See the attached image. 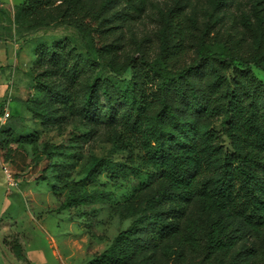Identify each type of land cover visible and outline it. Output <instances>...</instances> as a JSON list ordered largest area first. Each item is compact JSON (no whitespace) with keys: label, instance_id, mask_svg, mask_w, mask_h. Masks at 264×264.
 Listing matches in <instances>:
<instances>
[{"label":"trees","instance_id":"trees-1","mask_svg":"<svg viewBox=\"0 0 264 264\" xmlns=\"http://www.w3.org/2000/svg\"><path fill=\"white\" fill-rule=\"evenodd\" d=\"M152 1L16 6L20 35L51 26L74 33L35 44L28 72L35 94L24 102L45 131L66 132L78 122L67 145L45 150L63 159L57 179L67 195L59 210L107 200L109 193L88 188L104 174L131 184L123 216L133 219L84 264H264V81L253 71L264 73L263 22H243L250 45L236 29L210 38L207 27L197 36L180 8L165 4L158 50L130 57L119 31ZM232 2L213 0V13ZM99 130L121 160L92 157L83 178L66 180L65 167L81 159L79 142ZM38 137L0 128L7 150ZM11 250L25 259L18 244Z\"/></svg>","mask_w":264,"mask_h":264},{"label":"rangeland","instance_id":"rangeland-1","mask_svg":"<svg viewBox=\"0 0 264 264\" xmlns=\"http://www.w3.org/2000/svg\"><path fill=\"white\" fill-rule=\"evenodd\" d=\"M23 1L13 0V5L18 6ZM3 3L9 7L7 1ZM165 4L180 8L179 12L190 19L191 32L197 36L207 27L210 38L218 31L227 35L231 29H236L239 38L250 45L253 39L245 36L243 22L255 24L260 20L264 26V0H233L217 13H213V0H153L138 21L121 27L119 35L123 36L124 54L138 57L143 50H158L157 35L166 18ZM15 11L16 7L2 11L14 29L9 39L18 47L6 67L8 69L0 73V116L5 107H8L10 115L2 128L14 126L21 136L32 132L39 137L31 144L11 142L8 150L0 146V264H84L102 253L118 233L130 225L133 218H124L123 214L131 199L132 186L124 181H110L102 174L96 184L88 188L97 187L109 193L107 200L59 210L67 195L57 179L63 170V159L54 152L47 154L45 150L51 146L67 145L74 132L72 128L78 122L67 126L66 132L45 131L26 111L24 102L35 94L32 78L28 74L35 60V44L63 39L74 33L71 29L51 26L20 35L13 22ZM190 58L189 53L184 58V64H188ZM22 60H28V67L21 63ZM253 71L264 81L263 72L256 68ZM78 145L81 159L72 168L65 167L68 171L65 178L69 181L83 178L82 167L92 157H108L113 161L122 158L103 130ZM4 168L10 172L12 185ZM13 244L21 247L25 259L16 257L11 250Z\"/></svg>","mask_w":264,"mask_h":264},{"label":"crops","instance_id":"crops-1","mask_svg":"<svg viewBox=\"0 0 264 264\" xmlns=\"http://www.w3.org/2000/svg\"><path fill=\"white\" fill-rule=\"evenodd\" d=\"M5 1H7L9 3L8 4L9 7H6L4 5V3H3L4 0H0V73L2 71H5L8 69L6 67H7L8 63L10 64L11 57L15 56L17 49H18L16 43H11V41L9 39L10 38L9 36L11 34H14V29H13L12 25H10V23L8 22L7 17L2 14V11H4V9H6V8L13 9L16 6L13 5V0H5ZM12 5H13V7H12ZM9 46H11V48H9ZM19 59H20V57H19ZM21 63L24 64L26 67H28V65H27V64H29L28 60H22ZM22 64H20V65H22ZM22 69H23V71H26L25 70L26 68L25 69L22 68Z\"/></svg>","mask_w":264,"mask_h":264},{"label":"built area","instance_id":"built-area-1","mask_svg":"<svg viewBox=\"0 0 264 264\" xmlns=\"http://www.w3.org/2000/svg\"><path fill=\"white\" fill-rule=\"evenodd\" d=\"M8 97H10V95H8ZM7 104H8V102H7ZM7 110H8V108L5 107V109H4L5 112L0 116V128L3 127V125L6 122V120L10 117L9 113L7 112ZM4 172H5L6 176H7V179L10 182V185H12L11 184L12 183V180H11V176H10L9 170L7 168H4Z\"/></svg>","mask_w":264,"mask_h":264}]
</instances>
